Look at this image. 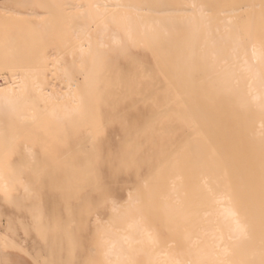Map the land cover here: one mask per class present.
Returning <instances> with one entry per match:
<instances>
[{"label":"bare ground","instance_id":"bare-ground-1","mask_svg":"<svg viewBox=\"0 0 264 264\" xmlns=\"http://www.w3.org/2000/svg\"><path fill=\"white\" fill-rule=\"evenodd\" d=\"M98 1H100V0H98ZM109 2H111V0H105V1H103V5L106 7L111 6L115 10L119 9L118 7L124 6V4L121 3V1H119V0H115L114 4H111V5L109 4ZM1 4H3V3L0 2V5ZM68 5L71 7L73 4L71 3ZM93 5H94L93 9L95 8L96 17L98 19L107 18L105 20L103 19V21L100 22L101 23L100 25H98L99 22H96L97 25L95 27L97 30L95 33V38L92 37V35L90 34L92 26H91V29L89 32L90 25L88 22L84 23V24H80L77 26V28H75V29H77L76 34L78 36H81V38L82 37L84 38L83 39L84 41L81 40V41H83V43H81V41H79V43L82 44V45L80 44L81 48H84V51L86 52L85 54H87V53H90V55L92 54V58H91V56H89V60L91 58V60L93 61V66L90 67L91 71L89 73H87L88 71L86 72L87 74L84 78L82 86H79L80 84L77 85L78 83L77 84L75 83V85L72 84L70 87V90L68 92V96L72 97V103H76V105H74V106H72L70 104L69 105L68 104L63 105L64 102H63V104L61 102L59 104L63 105L62 108H57L55 106L53 108V110L50 111V113H49L50 116L55 118V119H58L60 122H62V121H66L67 119L72 120L73 116L75 117L76 115L81 116V118L83 120L84 119L86 120V118L89 116V114L95 115L97 113L96 111L98 109V106L104 102L102 99H101L102 101L100 100V98H102V96H100V98H99V95L96 94L97 91L99 92L98 89H111V90L112 89L113 90L114 89H118V90H120V89H125V90L126 89H128V90L132 89V91H133V89H135L137 91H139V89H147V92H148V89H152V90L162 89V91H160L161 96L163 93L162 100L160 99L162 104L160 103V100H159L158 102L160 104H158V105H161V106H158V108L159 107H160V109H161V107L164 108L163 109V116L165 118H167V117L170 118L169 121L171 119L174 120V118H175V120H174L175 123H177L176 120H179L180 122H183L182 125L183 124L191 125L192 126V130L190 129L192 131V132H190L191 136H189L187 132L186 133H187V136L192 137V139H193V140H191L190 143H186L183 146L184 148H183L182 152L180 151L178 154L179 155L178 158L177 159L175 158L174 160L172 159L173 156H171V155L175 154V152L179 148H177L176 151H173L171 149L175 148L176 146H173L171 144L172 145L171 149H170L171 145L169 147H167L168 149H170L169 151L172 152V154H170V157H172V158L168 159L164 155V158H162L163 160H161V162H162L161 166H163V162H166L168 160V165L170 164L172 166L173 169L171 168L172 169L171 171H173V173L170 171L169 172L170 174H169L167 172L168 170H164L165 168L163 169L164 171L160 169L157 176L153 175L154 171H153V173L151 172L152 173L151 176L153 175L152 176L153 179H151V184L150 185L147 184L146 186H148V187L144 188L146 190V194L150 195V197L148 195L147 196L151 199H148L147 202L145 201L143 203H145V204L147 203L149 205V207L151 204L152 206H154V208H156V210H153L152 208H150L153 210L152 212H154V213L157 212V213L165 215V216L159 217V218L147 217L143 214V209H142L143 207H141V206L136 207L137 203H136V205L134 204L133 205L134 208L131 207L124 214L117 216L116 221L114 220L117 225L120 224L122 226V230H123L122 233H116V232L112 231L111 229L106 230V232L104 233V237L102 239L103 241H102V245H101L102 249H103V253H104V256L102 254V256H103L102 259L105 261L106 264H244L243 260H246L248 262H256V261L260 260L261 258L259 259V258H257V256L254 257L253 259L247 258L246 256L243 258L242 254H241V252H242L241 251V245H242V243L245 242V240L247 239V236L250 233L251 223L249 222V220H243L242 219V214H241L242 193H241V190L239 188V176L238 175H239V171H240V163H241L240 156H241V152H242V147L239 143H240V140L242 138L241 137L242 132L246 129L249 133V129H251V128H254L256 131H264V0H176L174 2L171 0H158L156 2H154L152 0H148L147 2L144 3V6H145L144 8H142V7L136 8L133 5L125 6L127 8H132V10L134 9L133 11H136V13H139V14L141 12H142V14H143V12H145V14H143V15H138L137 16L138 19L134 18L132 15L125 16L123 14L125 17L120 16V15L118 16L115 13V10L114 11L111 10L113 12H109L107 9L100 10V8H99L100 6H99L98 2H95ZM79 8L83 9V6H80ZM0 11L1 12H7V9L0 6ZM93 12H94V10H93ZM165 12L168 13V15H170L169 13H173V16L171 15V16H167L164 18L154 16V14L156 15V14H159V13L161 14V13H165ZM239 12H241V14L243 13L244 15H246L245 19H244L245 23H243L244 21L241 19L242 24H244L243 25V29H244L243 33L244 34H241V31L239 29V24H238V22H236L237 19L235 20V18H238L235 14H238ZM182 13H184V14L190 13V14L184 15ZM223 14H231L233 16L224 17ZM83 15H84L83 18H85V19L89 18V13L87 11L86 12L83 11ZM93 17L95 18V16H93ZM136 20H139L138 24H136ZM91 22L94 23L95 21H91ZM110 24H114V25L118 26L119 30L121 31L119 33H121V34L113 32L112 34L110 33L108 35L107 31L109 30ZM122 33L125 35V39L127 40V42L133 43L139 39V40H142V43H144V44H142L143 45L142 47H144V45H146L145 47L148 46L150 48V50L152 51L153 54H151V53H149V54H151V57L153 55L155 56V58H154L155 59V63H154L155 66L153 69H149L150 67L145 68L144 66H140L141 68L143 67L142 70H141V68H137V70L140 69L141 71L138 70L137 73L136 72L134 74L132 73L133 75H127V72H126L125 74L127 76H125V75H123L124 73L122 74V73L117 72L115 74L116 71L114 70V68H115L114 63L111 64L109 62L108 63L104 62L105 60L103 59V57L106 54L105 48L107 49V43H108L106 41V38L110 37L111 39L108 38L111 40L110 43H112V45H114V46H119L122 44V39L124 38L122 36ZM121 37H123V38H121ZM78 38L79 37H77V39ZM91 38H93L92 41H91ZM77 46H79V45H77ZM79 47H76V49H78ZM148 47H147V49H148ZM85 48L86 49L88 48V49L86 50ZM119 49H121V47ZM124 49L125 48H123L122 50H124ZM82 50H81V52H83ZM147 51H149V50H147ZM109 52L112 53L113 50L109 51ZM103 53H104V55H103ZM83 54H84V52H83ZM122 54H124L122 56L129 58V56H126L125 51ZM146 54H148V53H146ZM81 57L84 58V55ZM130 58H132V57H130ZM133 59H135V58H133ZM133 59H132V61H133ZM76 60H78V59H76ZM81 60H82V58H81ZM92 61H91V63H92ZM130 61H131V59H130ZM81 62L82 61H80L79 63L82 66ZM129 62H127V63L129 64ZM136 63L138 64V62H135V64ZM146 63H148V62H146ZM84 64H83V66H84ZM125 64H126V62H125ZM132 64L133 63H131V67H134L137 65L136 64L133 66ZM72 65H73V63H72ZM74 65H75V63H74ZM90 65H92V64H90ZM69 66H71V65H69ZM122 67L124 68V66H122ZM69 68H71V67H69ZM77 68L75 67L74 69H77ZM119 68H120V66H119ZM123 68L122 69L120 68V69L123 71ZM60 69L62 70V68H60ZM80 69H81V67H80ZM115 69H118L117 66ZM133 69L134 68L131 69V72ZM84 70H85V68H84ZM127 70H129V66H128ZM77 71H79V70L77 69ZM77 74H76V76H77ZM82 75L80 77H82ZM76 76H74V77H76ZM40 78H42V77H40L39 75L33 76V75L24 74L21 77L13 78V80L7 86H0V122H2L5 119H12V121L16 120L17 122L26 126V127H21V129H15L14 130L13 133L15 136L12 137L14 140L16 139L15 137L18 136V134L20 132H21V134L22 133L28 134L30 131H31V133L33 132L32 129L30 130L29 128H31L33 126L32 124H34L33 121L35 119H37V122H38V117L40 116V114L38 113V111H39L38 109L40 106L39 103H41V102H45V103L51 102L52 103V101H54L56 99L59 101L56 93L51 92L48 95L44 94L45 86H44L43 80L42 79L40 80ZM72 79L75 80L74 78H72ZM72 82H74V81H72ZM71 89H77L78 93L75 94L74 92H71ZM81 92L84 93L86 95V97H84ZM127 92H129V91H127ZM142 92H143V95L142 94L141 95L144 96V91H142ZM139 93H141V90ZM157 93H159L158 90H157ZM104 94H105V92H104ZM126 94H128V93H126ZM126 94H124V95L127 96ZM135 94L136 93H134L133 95H135ZM153 94H155V93L153 92ZM147 95H149V94L147 93ZM105 97L108 98L107 94ZM103 98H104V96H103ZM142 98H140V99L142 100ZM152 98H153V96H152ZM98 100H100V103L102 102L99 105H98ZM111 100H112V98H111ZM117 100L119 101V98H117ZM123 100L124 99L122 98V101ZM145 100H147V98L144 99V102H145ZM106 103L108 104L109 101H107ZM113 103L111 102V105ZM116 103H117V101H116ZM130 103H131V101H130ZM59 104H56V105L58 106ZM42 105H44V103ZM104 105H106V104H104ZM111 105H109V107H107V108L110 109L112 107ZM126 105H128V104H126ZM155 107H156V104H155ZM41 109H43V107ZM99 109H102V107H100ZM106 110H108V109H106V107H105V111ZM110 111H112V110H110ZM110 111L108 110V112H110ZM98 112L100 115L101 114L100 111H98ZM112 113H113V111H112ZM41 114H42L41 116H43V113H41ZM122 114L120 116H122ZM136 114H139L138 111ZM140 114H143L142 111H140ZM47 115H48V113H47ZM106 115L110 116V114L109 115L106 114ZM95 116L96 117H94L95 119H93V120H95L96 122L99 121V119L96 120L97 115H95ZM126 116H128V114ZM75 118L77 120L79 119V121L82 123V119L77 118V117H75ZM116 118L118 119V116ZM122 118L123 117H121V119ZM39 119H40V117H39ZM107 119H108V117H107ZM164 119H162V120H164ZM55 121H54V124H55ZM95 121H93V123ZM100 121H103V120H100ZM105 121H107V120H105ZM124 121H126V120H124ZM144 121L146 122L145 119H144ZM179 121H178V123H180ZM42 122L44 123V121H42ZM83 122H85V121H83ZM48 123L53 124V120H52V122L50 121ZM93 123L91 121V123H89V124L92 126ZM171 123L172 122H170V124ZM35 124H37V123H35ZM50 124H48V125H50ZM54 124L52 126L57 125V124H55V125ZM77 124H79V123H77ZM158 124L162 125V123H160V122H158ZM168 124L169 123H167V126H168ZM48 125H46L47 128L49 127ZM40 126H43V124L41 123ZM79 126L84 127L85 125L83 123L82 125H79ZM79 126H74V128H77ZM93 126L91 128H93ZM98 126H99V123L97 124V127ZM102 126H103V124H102ZM104 126L108 128V126H106V125H104ZM172 126H173V124H172ZM27 127H29V128H27ZM81 127L79 128V130H81ZM105 127H104V129H105ZM109 127L111 128V126H109ZM37 128H39V126ZM41 128L43 129L44 126ZM50 128H48V129H50ZM100 128L103 129V127L99 126L98 130ZM161 128L162 127H160L159 129H161ZM178 128L179 127H177L176 129H178ZM186 128L187 127H185V129ZM71 129H72V127H71ZM156 129H157V127H156ZM174 129H175V127H174ZM33 130H35V128ZM50 130H48V131L50 132ZM53 130H55V129L53 128ZM53 130H52V132H55ZM79 130L77 129V131H79ZM108 130H109V128H108ZM113 130H115V129H113ZM113 130H112V132H113ZM161 130H164V129L162 128ZM187 130L188 129H186V131ZM93 131H92V133H93ZM176 131L177 130H175V132ZM179 131L181 133V130H179ZM7 132L9 133L8 130H7ZM7 132H5V134L8 135ZM49 132L47 135H50ZM95 132H97V131H95ZM99 132L101 133V131H99ZM109 132H110V130H109ZM154 132H156V130ZM94 133H93V135H94ZM144 133H145V131H144ZM180 133H178L179 134L178 136H180ZM5 134H4V136H5ZM76 134H78V133H76ZM102 134H104V132ZM159 134H161V133H159ZM7 135L5 137H7ZM80 135H81V133L78 134L77 136H80ZM101 135H99L100 138L103 137V136L101 137ZM0 136L2 139L3 134ZM66 136H68V135H66ZM113 136H110V138H112ZM133 136H134V134H133ZM133 136H131V137H133ZM185 136H186V134L184 135V137L181 136V138H184V140L181 139L182 141H185V139H187V137L185 138ZM70 137H71V135H70ZM74 137H75V135L72 136V140L75 139ZM91 137H93V136H91ZM131 137L129 138V140L132 139ZM67 138L69 139V136ZM89 138H90V136H89ZM107 138H109V137H107ZM40 139H42V138H40ZM68 139H65V140L68 141ZM81 139H82V137H81ZM147 139H149V138H147ZM42 140H45V139H42ZM101 140L102 139H100V141ZM122 140H124V139H121V141ZM129 140H127V141H129ZM161 140H163V139H161ZM169 140L171 142L172 139H169ZM169 140H166V141H169ZM52 141L55 145V142L53 139H52ZM86 141L88 142L89 139ZM86 141H84V142H86ZM96 141L98 142V140H96ZM111 141L113 142L112 139H111ZM119 141H118V143L120 145L121 141L120 142ZM148 141H150V140H148ZM110 142H109V144H110ZM172 142L174 143L173 140H172ZM262 142H264V137L262 139ZM39 143H38V146H41L40 147V150H41L42 145H39ZM44 143H46V142H44ZM74 143H75V141H74ZM167 143L169 144V142H167ZM66 144H69V142H67ZM82 144H84V143H82ZM96 144H98V143L95 142V145ZM179 144H180V142H179ZM74 145L76 146V143L73 144L71 148H73ZM102 145H104V144H102ZM143 145H144V143H143ZM143 145L141 144V146H143ZM151 145H153L152 142H151L150 146ZM59 146H61L60 142H59ZM59 146L57 144V147L61 148ZM88 146H90V145H88ZM118 146L116 149L119 148ZM160 146H161V148H160L161 150L165 147V146L163 147L162 144H160ZM43 147H45V146H43ZM52 147L53 146H51V148ZM54 147H56V145ZM105 147H109V145L105 146ZM113 147H114V145H113ZM137 147H135V148L137 149ZM154 147H156V146L154 145ZM78 148H73L74 151H76V154L73 151L75 155L79 154V153L77 154V151L82 152V150H83V152H84V149L81 148L82 150L81 149L78 150ZM90 148H92V145ZM103 148L104 147L102 146V152H103ZM149 148H151V147H149ZM111 149H112V146H111ZM111 149L109 148L108 150H111ZM156 149L157 148H155L154 151ZM87 150H88V148H87ZM145 150H143V151H145ZM148 150H147V154H148ZM31 151H32V149H31ZM31 151L29 152V150H28L29 154L27 153V155H30L29 156L30 158H31V156L34 155L33 154L34 152L33 151L31 152ZM57 151L59 152L60 150L58 149ZM57 151H53V153H55ZM93 151H94V149H93ZM61 152H63V151L61 150ZM105 152L107 153V151H105ZM134 152H135V149H134ZM155 152H153V153H155ZM165 153L166 152H164V154ZM38 154H39V152H38ZM83 154H85L83 156L84 158H85V156L87 157L86 153H83ZM103 154H102V156H103ZM107 154H106V157H107ZM147 154H146V156H144L145 153L143 155L144 157H146V160L144 157L143 158L147 163V165L145 164V166H143V167L147 166L149 169L148 165L151 164L150 159H152V161H154L155 158H154V160H153V158H150V157H149L150 159H147ZM151 154H152V151H151V153H149V155L151 156ZM189 154L191 156V158L189 160L190 163L186 167L185 162L187 161L186 158L190 157ZM65 155H64V157H66ZM68 155L70 156V154H68ZM121 155H120V157H124L123 153ZM129 155H131V154L129 153ZM109 156H111V151H110ZM136 156H137V154H136ZM136 156H134V157H136ZM152 156H154V154ZM89 157L90 156H88V158ZM158 157H160V156H158ZM43 158L44 157H41V159H43ZM52 158H53V162L51 161V163L54 164V161H57L59 156H58L57 160H54V157H52ZM82 158H80V159H82ZM68 159H71V157ZM119 159L121 160V158H119ZM139 159H140V157L138 158V160ZM159 159L160 158H158L157 160H159ZM32 160H33V158H32ZM32 160H30V161H32ZM38 160H39V158H38ZM61 160L62 159H60L61 164L65 163L67 165V163L69 162V160H68V162L66 163V161H64L65 158H63L62 161ZM85 160H86V162L85 161L84 162L86 163V165L90 164L89 163L90 161L87 163V161H88L87 158ZM147 160H149V161H147ZM75 162L73 163L74 166L80 163L79 162V163L75 164ZM118 162H120V161H118ZM51 163L49 164L48 162H46V163H44V165H41V167L45 166L46 164H48L47 167H49L51 165ZM56 163L57 162H55V164H54L55 166L57 165ZM112 163H111V165L114 166V164H112ZM95 165H96V163H95ZM95 165H94V167H95ZM102 165H100V167ZM118 165L120 167V165H122L121 162ZM55 166L52 167V170L54 169L53 171H55V168L57 167V166L56 167ZM63 166H61V168ZM69 166H71V163ZM104 166H105V164H104ZM104 166H102V167L104 168ZM165 166H167V165H165ZM100 167H99V169H100V171H102ZM115 167L116 166H114V168ZM123 167H124V165H123ZM79 168L80 167H78L77 170H79ZM116 168H118V166ZM174 168H175V170H174ZM44 169H46V167ZM66 169H68V168L66 167ZM84 169H86V168H84ZM99 169L98 170L96 169V170L99 171ZM156 169L157 168L155 167V170ZM168 169H169V167H168ZM57 170H58V167H57ZM136 171H137V169H136ZM146 171L149 172V170H146ZM33 172H35V170ZM108 172H109V170H108ZM116 172H117V169H116ZM120 172H121V169H120ZM138 172H139V169H138ZM77 173H78V171H77ZM101 173L102 172H99V174H101ZM167 173L171 177L173 176L175 178V180H177L175 183L176 187H175L174 191H175V194H178V196L173 197L174 199L171 198V195L168 192H167L168 194L166 193V190L168 188V186H166L168 184V183L166 184L167 176L170 179V177ZM43 174H40L41 178H42ZM51 174H54V173H51ZM74 174H72V176ZM108 174H110V172ZM141 174H140V177H141ZM44 175H46V174H44ZM64 175H66V174H64ZM87 175L88 174H86V177H87ZM117 175L118 174H116L115 177ZM148 175H149V173H148ZM33 176H34V174H33ZM48 176H50V174H47L45 176V178L47 179ZM77 176H78V174H76V177ZM83 176H81V178H80V183L82 182V180H85L84 178H86V177H84L82 179ZM92 176H95V175H92ZM96 176H97V173H96ZM1 177H4L3 173H2ZM17 177L18 176L15 173H14V175H11L10 184H12V182H14V180L17 179ZM74 177L75 176H73V178ZM103 177H99V178L101 179ZM108 177H109V175H108ZM36 178H37V176H36ZM73 178L71 177V179H73ZM110 178H111V176L107 180H110ZM127 178H126V181L129 179V178L128 179ZM149 178H150V175H149ZM65 179H67V178H65ZM75 179H73V180H75ZM92 179H93V177L91 178V180ZM103 179H101V180H103ZM116 179H118V178H116ZM116 179H115V183H117ZM120 179L122 180V178H120ZM37 180H35V181H37ZM47 180H49V179H47ZM73 180H71V183H74ZM77 180H78V178H77ZM96 180H97V177H96ZM130 180H131V178L129 179V182H130ZM172 180H173V178H172ZM33 181L34 180L32 179L31 182H33ZM38 181H37V184H38ZM104 181H105V179H104ZM135 181L137 182L138 180L134 179V182ZM168 181H170V180H168ZM85 182L86 181L82 182L81 185ZM102 182L103 181H101V185L103 186L104 184H102ZM118 182H119V179H118ZM122 182H123V187L126 188V186H124L125 184H124L123 180H122ZM5 183L6 182H4V185H3L4 187L7 186ZM90 183H92V182L90 181L89 184ZM96 183H97V181H96ZM107 183H108L107 185L109 186L110 182H107ZM44 184H43V186H44ZM86 184L87 183H85L83 185H86ZM126 184L128 185V183H126ZM111 185H113V184H111ZM116 185H118V183ZM129 185L131 186V184H129ZM135 185L137 186V183ZM78 186H79V183H78ZM78 186L77 187L74 186V188H76L75 190H77ZM95 186H97V184H95L94 187ZM104 186H105V188L108 187L106 185H104ZM118 186H122V185H118ZM130 186H128V187H130ZM165 186H166V190H165ZM61 187H62V185H61ZM65 187H66V185H65ZM65 187H64V189H66ZM79 187H81V186H79ZM91 187H93V186H90V188ZM5 188H7V187H5ZM83 188H85V186H83L82 189ZM86 188H88V187H86ZM112 188H113V186H112ZM131 188H135V187L131 186ZM33 189H35V187ZM52 189H54V188H52ZM78 189H81V188H78ZM110 189H111V187H110ZM118 189L119 188H117V190ZM72 190H74V189H72ZM75 190L73 191V193L76 192ZM121 190H123V189H121ZM66 191H67V189H66ZM111 191H116V190H111ZM123 191H122V193H123ZM70 192L72 193V191H70ZM107 193H109V192L107 191L106 194ZM138 193L139 192H137L136 194L138 195ZM117 194H118V191H117ZM117 194H115V195H117ZM74 195H75V193H74ZM137 195H135V196H137ZM67 196H68V192H67ZM76 197H78V196H75L74 198H76ZM74 198L72 196V199H74ZM81 198H82V196H81ZM87 198H88V196H87ZM87 198L84 199L83 202H86ZM97 198H98V196H97ZM97 198H95V199H97ZM108 198H110V197L108 196ZM115 198H118V197L115 196ZM175 198H176L177 202H175ZM49 200H50V198H49ZM94 200H92V201H94ZM136 200L137 199H135V201ZM50 202H53V201H50ZM106 202H105V205H106ZM32 203H34V202H32ZM70 203L71 202H69L68 204H70ZM78 204H79V202H78ZM142 206H144V205H142ZM145 206H147V205H145ZM67 207H69L71 209L70 206H67ZM94 208L95 207H93V209ZM89 209H91V208H89ZM113 209H116V208L113 207ZM75 211H76V209H75ZM69 212H70V210H69ZM71 212H72V210H71ZM149 212H150V210H149ZM87 213H89V212H87ZM72 215H73V212H72ZM77 215H79V214L77 213ZM71 219L73 220V218H71ZM79 219H80V215H79ZM76 220L78 221V218ZM79 222H81V224H82V221L79 220ZM81 224H80V226H81ZM84 226H85V223H84ZM79 229H81V228H79ZM99 240H98V242H99ZM9 245L11 246V243H9ZM262 245L264 246V243ZM16 246H17V244H16ZM246 252H249V251L246 250ZM255 252H256V249H255ZM99 256H100V252H99ZM261 260H263V259H261Z\"/></svg>","mask_w":264,"mask_h":264},{"label":"rangeland","instance_id":"rangeland-1","mask_svg":"<svg viewBox=\"0 0 264 264\" xmlns=\"http://www.w3.org/2000/svg\"><path fill=\"white\" fill-rule=\"evenodd\" d=\"M103 1H105V0H103ZM103 1L102 0H100V1H98V0H95V1L94 0H7V1L1 2L3 4H1L0 6L6 8L7 12H1L0 11V86H7L13 80V78L21 77L24 74L33 75V76L39 75L40 77H42V78H40V80L42 79L44 82L45 91H46V92L44 91V94L48 95L51 92L56 93L59 101L56 99V100L52 101V103L51 102L50 103H45V102L39 103L40 106L38 109L39 110L38 113L40 114V116H39L40 119L38 117V122H37V119H35L33 121L34 124H32L33 126L31 128L27 127L30 130L32 129L33 132L31 133V131H30L28 134L27 133L21 134V132H20L18 134V136L15 137L16 138L15 140L12 138L15 136L13 133L14 130L15 129H21V127H26V126L22 125L21 123L17 122L16 120L12 121V119H5L2 122H0V135L3 134V137H2L3 140L1 139V136H0V139H1L0 140V170H1L0 171V178H1L0 179V254H3V253L6 254V253L14 252V253H17L18 255L22 256L30 264H101V263L104 264L105 261L102 259L104 256V253H103V249L101 246L102 241H103L102 239L104 237V233L106 232V230H109V229H111L112 231H114L116 233H122L123 232L122 226L120 224L117 225L115 223L117 216L124 214L131 207L134 208L133 205L134 204L136 205V203H137L136 207H139V206L143 207L142 208L143 214L147 217L159 218V217L165 216V215L159 214L157 212L156 213L152 212L153 210H156V208H154V206H152L151 204L149 207V205L147 203L146 204L143 203L145 201L147 202L148 199H151V198H149L150 195L146 194V190L144 188L148 187V186H146L147 184L148 185L151 184V179H153L152 176L153 175L157 176L160 169L163 170L165 168L164 170H168L167 171L168 173L173 169L170 164L168 165V160L166 162H163L164 167L161 166L162 165L161 160H163L162 158H164V155L168 159L172 158V157H170V154H172V152L169 151L172 148V145L176 146L175 148L171 149L173 151H176L177 148H179L175 152V154L171 155V156H173L172 159L174 160L175 158L176 159L178 158L179 152L180 151L182 152V150L184 148L183 146L186 143H190L191 140H193V139H192V137H189V136H191L190 132H192L191 131L192 130L191 125H186V124L182 125L183 122H180L179 120H176L177 123H175L174 122L175 118H174V120L171 119L169 121L170 118H168V117L165 118L163 116V109L164 108L163 107H161V109H160V107L158 108V106H161L158 104H160V103L162 104L161 100L163 97V93L161 96V92H160V91H162V89H156V90L148 89V92H147V89H139V91H137L135 89H133V91H132V89H129V90L128 89H126V90L125 89H120V90L114 89L115 91L113 89H112L113 91L111 89H98L99 92L97 91L96 94L99 95V98H100V96H102V98H100V100L102 99L104 101L103 103L106 104V105H104L101 102L103 104L102 105L100 103V100H98V105L101 104L99 106L102 107V109H99L100 107L97 105L99 110L97 109V111H96L97 113L95 115H97L96 120L99 119V121H97L99 123V126L103 127V129L100 128L99 130H98L99 126L97 127L98 123L95 120H93V119H95L94 117H96L94 114H89V116L86 118V120L85 119L83 120L81 118V116L76 115L75 117L82 119V123L79 121V119L77 120L74 116H73L72 120L67 119L66 121L60 122L58 119L51 117L49 114L50 111H52L55 106L57 108H62V106L66 105V104H68V105L70 104L72 106L76 105V103H72V97L68 96V92H69L72 84L75 85V83L76 84L78 83L77 85L80 84L79 86H82L86 74L91 71L90 67L93 66V61L91 60L92 54L91 55H90V53L85 54L86 52L84 51V48H81V45H82L81 43H83L84 38L83 37L81 38V36H78L76 34L77 29H75V28H77V26L80 24H84V23L88 22L90 25L89 32H90V29L92 26L90 34L92 35V37L95 38V33L97 30L95 27L97 25L96 22H99L98 25H100L101 24L100 22H102L103 19L105 20L107 18L98 19L96 17L95 8L93 9V7H94L93 4L95 2H98L99 6H100L99 7L100 10L107 9L109 12H113L115 10L111 6H108V7L104 6ZM119 1H121V3H123L124 6L118 7L119 9L115 10V13L118 16L119 15L120 16L132 15L134 18L138 19V17H137L138 15L145 14V12H143V14H142V12L140 14L136 13V11H133L134 9L132 10V8H127L125 6L133 5L136 8H138V7L144 8L145 7L144 3L147 2L148 0H142V1L141 0H119ZM152 1L156 2L158 0H152ZM171 1L174 2L176 0H171ZM114 2H115V0H111V2H109V4L110 5L114 4ZM71 3L73 5L70 7L68 4H71ZM80 6H83V9H80L79 8ZM93 10L95 13L93 12ZM111 10H113V11H111ZM83 11L84 12L87 11L89 13V18H87V19L83 18L84 17ZM161 14L160 13L156 14V15L154 14V16L160 17V18H164V17L171 16V15L173 16V13H169L170 15H168V13H166V12L161 13ZM182 14H184V13H182ZM189 14L190 13H187V14L185 13L184 15H189ZM235 15L238 17V18H235V20L237 19L236 22H238V24H239V29L241 31V34H244L243 33L244 32V29H243L244 24H242V20L244 21L243 23H245L244 19H245L246 15H244L243 13L241 14V12H239L238 14H235ZM93 16H95V18ZM223 16L224 17H226V16L230 17L233 15L223 14ZM91 21H95V22L93 23ZM138 23H139V20H136V24H138ZM113 32L119 33L121 31L119 30L118 26H116L114 24H110V27H109V30L107 31V34L109 35L110 33L112 34ZM119 34H121V33H119ZM122 36L124 38L121 37V38H123L122 44L119 45L121 47V49H119L120 48L119 46H114V45H112V43H110V41H111L110 37L106 38V41L108 43L105 41L107 43V49L105 48L106 54L103 57V59L105 60L104 62H107V63L109 62L111 64L114 63L115 68L117 66L118 69L114 68V70L116 71L115 74L118 72V73H122V74L124 73L123 75H125V76L133 75L135 72L137 73L138 70L139 71L142 70L143 67L141 68L140 66H144L145 68L150 67L149 69H153L155 66V64H154L155 63V59H154L155 56L153 55L151 57V54H153V53L150 50V48L147 46L148 47V49H147V47H145L146 45H144V47H142L143 46L142 44H144V43H142V40L138 39L136 42H133V43L127 42V40L125 39V35L123 33H122ZM77 37H79V38L77 39ZM108 38H110V39H108ZM92 39L93 38H91V41H92ZM81 40H83V41H81ZM79 41H81V43H79ZM77 45H79L80 47ZM76 47H79V48L76 49ZM123 48H125V49L122 50ZM81 50L84 52V54H83V52H81ZM112 50H113L112 53L109 52ZM147 50H149V51H147ZM124 51L126 53V56H129V58L132 57V58H130L131 61L129 58L122 56V55H124V54H122V53H124ZM146 53H148V54H146ZM149 53H151V54H149ZM83 55H84V58L81 57ZM103 55H104V53H103ZM89 56H91L90 60L92 61V63L89 60ZM80 57L82 58V60ZM133 58H135V59H133ZM76 59H78V60H76ZM132 59H133V61H132ZM80 61H82L81 62L82 66L85 63L83 66L85 68V70L80 65V63H79ZM134 61L138 62V64L136 63L137 64L136 65ZM125 62H126V64H125ZM127 62H129V64ZM146 62H148V63H146ZM72 63H73V65H72ZM74 63L76 66L74 65ZM131 63H133L132 64L133 66L134 65H136V66L131 67ZM90 64H92V65H90ZM69 65H71V66H69ZM68 66L71 67L72 69L69 68ZM74 66L76 68L78 67L77 69L80 72L77 71V69H74L75 68ZM119 66L121 69L123 68L122 66H124L123 71L119 68ZM128 66H129V70H127ZM80 67H81V69H80ZM60 68H62V70ZM132 68H134V69L136 68V69L135 70L133 69L131 72ZM137 68H141V70L140 69L137 70ZM126 72H127V75L125 74ZM76 74H77V76H76ZM81 75H82V77H80ZM74 76H76V77H74ZM72 78H74L75 80H73ZM72 81H74V82H72ZM140 90H141V93H139ZM157 90L159 91V93H157ZM103 91L105 92V94ZM127 91H129V92H127ZM142 91H144V96H142L143 95ZM71 92H74L75 94L78 93L77 89H71ZM150 92L152 94L154 92L155 94L152 95ZM126 93H128V94H126ZM134 93H136V94L133 95ZM147 93L149 95H147ZM106 94H107L108 98L105 97ZM124 94H126L127 96H125ZM82 95L84 97H86V95L84 93H82ZM103 96H104V98H103ZM152 96H153V98H152ZM111 98H112V100H111ZM117 98H119V101L117 100ZM122 98L124 100L125 99L126 100L122 101ZM140 98H142V100ZM146 98H147V100H145V102H144V99H146ZM106 100L109 101L108 104L106 103L107 102ZM159 100H160V103L158 102ZM116 101H117V103H116ZM130 101H131V103H130ZM61 102H62V104L64 102V104L63 105L59 104ZM111 102L112 103L114 102L116 105L114 103L111 105ZM43 103H44V105H42ZM56 104H59V105L57 106ZM126 104H128V105H126ZM155 104H156V107H155ZM109 105L112 106V107L110 106L111 107L110 109L107 108V107H109ZM40 107L41 108L43 107V109H41ZM105 107L109 111L112 110L113 113H112V111H110V112H108V110L105 111ZM136 110L138 111L139 114H136L137 113ZM98 111H100V113L102 115L101 114L99 115ZM140 111H142L143 114H140ZM41 113H43V116H41L42 115ZM47 113H48V115H47ZM106 114H108V115L110 114V116H107ZM121 114H122V116H120ZM127 114H128V116H126ZM117 116H118V119L116 118ZM107 117H108V119H107ZM121 117H123V118L121 119ZM161 118L162 119L165 118V119L162 120ZM144 119L146 120V122L144 121ZM46 120L48 122H50V121L52 122V120H53V124H54V121L56 120L55 124H57V125L54 124L55 126H52L53 124L48 123ZM100 120H103V121H100ZM105 120H107V121H105ZM124 120H126V121H124ZM42 121H44V123ZM83 121H85V122H83ZM91 121H92V123H93V121H95L97 123V124L95 122L93 123V125H94V126L92 125L93 128H91L92 126L89 124V123H91ZM178 121L181 124L178 123ZM40 122L44 126L43 129L41 128L43 126H40L41 125ZM158 122L162 123V125L158 124ZM170 122H172V123L170 124ZM35 123H37L38 125ZM47 123L50 125H48ZM77 123H79V124H77ZM83 123L85 125L84 127L79 126V125H82ZM167 123H169L168 126H167ZM102 124H103V126H102ZM172 124H173V126H172ZM46 125L49 126L48 128L51 127L50 128L51 130L48 129ZM104 125L108 126L110 132H109L108 128L105 127ZM175 125L177 127H179L180 129L179 128L176 129L177 127ZM38 126H39V128H37ZM74 126H79V127L74 128ZM109 126H111V128ZM33 127L35 128V130H33L34 129ZM71 127H72V129H71ZM80 127H81L82 131L79 130ZM104 127L107 131L104 129ZM156 127H157V129H156ZM160 127H162L164 130H161L162 128L159 129ZM174 127H175V129H174ZM185 127H187L186 129H188L187 131H186ZM53 128L55 130H53ZM112 128L115 130H113ZM77 129L79 131H77ZM7 130L9 131V133L7 132ZM48 130H50V132ZM52 130L55 132H52ZM112 130H113V132H112ZM155 130H156V132H154ZM175 130H177L176 131L177 133L175 132ZM179 130H181V133ZM92 131H93V133L95 131H97V132H95L93 135ZM99 131H101V133ZM144 131H145V133H144ZM5 132H7L8 135L5 134ZM48 132L50 133L51 136L47 135ZM75 132L78 134L81 133V135L77 136L78 134H76ZM103 132H104V134H102ZM186 132L188 133L189 136H187ZM68 133L71 135V137ZM159 133H161V134H159ZM178 133H180V136H178L179 135ZM4 134H5V136L7 135V137H5ZM133 134H134V136H133ZM185 134H186L185 138L187 137V139H185V141H182V140H184V138H181V136L184 137ZM66 135L69 136V139L67 138L68 136H66ZM74 135H75V137H74L75 139L72 140V136H74ZM99 135H101V137L102 136L103 137L100 138ZM89 136H90V138H89ZM91 136H93V137H91ZM110 136H113V137L110 138ZM131 136H133V137H131ZM81 137H82V139H81ZM107 137H109V138H107ZM130 137L132 139L129 140ZM241 137L242 138H241L239 144L242 147V152H241V156H240L241 163H240V171H239V175H238L239 176V188H240L241 193H242L241 214H242L243 220H249V222L251 223L250 233L247 236V239L245 240V242L242 243V245H241V251H242L241 254H242L243 258L246 256L247 258L253 259L254 257L257 256V258L263 259V260L260 259L256 262H248L246 260H243L244 264H264V246L262 245L264 243V237H263L264 236V142H262V139L264 137V131H256L254 128H251V129H249V133H248V131L245 129L242 132ZM40 138L45 139V140H42ZM147 138H149V139H147ZM52 139L54 140L56 147H54L55 145H54ZM65 139H68V141ZM88 139H89V141L87 142L86 140H88ZM100 139H102V140L100 141ZM111 139L113 140V142L111 141ZM121 139H124V140L121 141ZM161 139H163V140H161ZM169 139H172L174 141V143L172 142V140L170 142ZM83 140L86 141L87 143L84 142ZM96 140H98V142ZM117 140L121 141L120 145H119ZM127 140H129V141H127ZM148 140H150V141H148ZM166 140H169V141H166ZM74 141L76 143V146L74 145L73 148L79 147L78 150H80L82 148V149H84V152L81 149L82 152L77 151V154L78 153L79 154L75 155L76 151H74V149L71 148L72 145L75 144ZM108 141L109 142L111 141L110 144L112 143L114 145V147L112 144L110 145ZM44 142H46V143L48 142V143L46 144ZM59 142H60L61 146H59ZM67 142H69V144H66ZM81 142L84 144H82ZM95 142L98 144L95 145ZM151 142L153 145L150 146ZM167 142H169V144ZM179 142H180V144H179ZM38 143H39V145H42V148H43V149L41 148L42 151L40 150L41 146H38ZM143 143H144V145H143ZM57 144L61 148H58ZM102 144H104V145H102ZM141 144L143 146H141ZM160 144H162V146L163 147L165 146L166 148L169 147L171 144L172 145H171L170 149H168V148L166 149L164 147L165 149L163 148L161 150ZM88 145H90V146H88ZM91 145H92V148L94 149V151L92 148H90ZM108 145H109V147H105ZM154 145L156 147H154ZM43 146H45V147H43ZM51 146H53V147L51 148ZM102 146L104 147L103 152H102ZM111 146H112V149H111ZM117 146L119 147L118 149H116ZM135 147H137V149ZM149 147H151V148H149ZM87 148H88V150H87ZM109 148L111 150H108ZM155 148H157L155 150L157 153L154 151ZM31 149L34 152L33 154L35 156L32 154L33 156H31V158H30L29 157L30 155H27V153L29 154ZM58 149L60 150L59 151L60 153L57 151ZM134 149H135V152H134ZM28 150H29V152H28ZM61 150L63 152H61ZM143 150H145L146 152ZM147 150H148V154H147ZM53 151H57V152L53 153ZM73 151L75 152V154ZM105 151H107V153L108 152L109 153L107 154ZM110 151H111V156H109ZM151 151H152V154L150 156L149 153H151ZM38 152H39V154H38ZM153 152H155V153H153ZM164 152H166V153L164 154ZM83 153H86L87 157L85 156V158H84L83 156L85 154H83ZM122 153H123L124 157H120V155ZM129 153L131 155H129ZM144 153H145V155H144ZM68 154H70V156ZM102 154H103V156H102ZM106 154H107V157H106ZM136 154H137V156H136ZM146 154H147V159L153 158V160H154V158H155V160H154L155 162L152 161V159H150L151 160V164H150L151 166L148 165L149 169L147 166L143 167V166H145V164L147 165V163L145 161L146 157H144V156H146ZM153 154H154V156H152ZM64 155L66 157H64ZM58 156H59V158H58ZM88 156H90V157L88 158ZM134 156H136V157H134ZM158 156H160V157H158ZM189 156H190V154H189ZM41 157H44V158L41 159ZM52 157H54V160H57V158L59 160V161L58 160L54 161V164H55V162H57L56 166L58 167V170H57V167L51 163V161L53 162ZM70 157H71V159H68ZM79 157L80 158L83 157L82 158L83 160L80 159ZM139 157H140V159L138 160ZM143 157L145 158V160ZM32 158H33V160H32ZM38 158H39V160H38ZM63 158H65L64 161H66V163L69 160L67 165L64 162H63L64 164L60 163V159L63 160ZM86 158L88 160L87 163L90 161L89 162L90 164L86 165V163H85ZM119 158H121L122 161ZM158 158H160V159L157 160ZM190 158H191V156L189 158H186V160H187L185 162L186 167L190 163V161H189ZM30 160H32L33 162ZM118 161H120L122 164V165H120V167L118 165V164H120V162H118ZM147 161H149V160H147ZM46 162H48L49 164L51 163V165L49 167H47L48 164H46L45 166L41 167V165H44V163H46ZM74 162H75V164L80 162L79 163L80 165L77 164L74 166L73 165ZM70 163H71V166H69ZM95 163H96V165H95ZM111 163L114 164V166H116V167L118 166V168H116V167L114 168V166H112ZM104 164H105V166H104ZM164 164L167 166H165ZM94 165H95V167H94ZM100 165L104 166V168L102 166L100 167ZM123 165H124V167H123ZM54 166L56 167L55 171H53L54 169L52 170V167H54ZM61 166H63V167L61 168ZM45 167H46V169H44ZM66 167L68 169H66ZM78 167H80L79 170H77ZM99 167L101 168L102 171H100ZM155 167L158 169V170L156 169L157 171L155 170ZM168 167L170 170L168 169ZM84 168H86V169H84ZM119 168L121 169V172H120ZM96 169L97 170L99 169V171H97ZM116 169H117V172H116ZM136 169H137V171H136ZM138 169H139V172H138ZM34 170H35V172H33ZM92 170L93 171L95 170L94 171L95 173ZM108 170H109L111 175L108 174L109 173ZM146 170H149V172ZM174 170H175V168H174ZM77 171H78V173H77ZM153 171H154V173H153ZM99 172H102V173L99 174ZM151 172L153 173L152 176H151V174H152ZM171 172L173 173V171H171ZM2 173H3L4 177H1ZM14 173L18 177H17V179L14 180V182H12V184H10V177H11V175H14ZM43 173L46 175L50 174L51 177L50 176L47 177V179H49V180H47L45 178L46 175H44ZM51 173H54V174H51ZM96 173H97V176H96ZM148 173L150 175V178H149ZM33 174H34V176H33ZM40 174H43L42 178H41ZM64 174H66V175H64ZM72 174H74L73 175V176H75L74 178H73ZM76 174H78L77 177H76ZM86 174H88L87 175L88 178L86 177ZM116 174H118L119 176L117 175L115 177ZM140 174H141V177H140ZM92 175H95L97 177V180H96V177L92 176ZM108 175H109V177L111 176L112 179L110 178V180H107V179H109ZM36 176H37V178H36ZM70 176L73 179H75V178L76 179L73 180V179H71ZM81 176H83L82 179L84 177H86V178H84L85 180H82V182L86 181L85 183H87L86 185H83L85 183L82 184L83 186H85V188L88 187L86 189L85 188L82 189V187H83L81 185L82 182L80 183ZM92 177H93V179L91 180ZM99 177H103L105 179V181L103 178H101V179H103V180H101ZM127 177L129 179L131 178L130 182H129V179ZM169 177H170V179L168 178V176L166 179V184L168 183L166 185V186H168L167 190H166V186H165L166 193L168 192L171 195V198L177 197L178 194H175V191H174V189L176 187L175 183L177 180H175V178L173 176L171 177L169 175ZM65 178H67V179H65ZM77 178H78V180H77ZM116 178L119 179V182L121 181L120 182L121 184L118 182V179H116ZM120 178H122V180L124 181V184H125L124 186H126L127 189L123 187V182ZM126 178L128 179L127 181H126ZM172 178H173V180H172ZM32 179L34 181L38 179L39 180V181L37 180L38 184H37V181L31 182ZM115 179H116V182L118 183V185H122V186L116 185L117 183H115ZM134 179L138 180V181L134 182ZM71 180H73L74 183H71ZM168 180H170V181H168ZM90 181L92 183L89 184ZM96 181H97V183H96ZM101 181H103L102 184H104L106 186H108L107 182H110V184L108 186L109 188L108 187L105 188L104 185H103L104 186L103 187L101 185ZM4 182H6L5 184L7 186H5V187H7V188H5L3 186ZM78 183H79V186H81V187L78 186ZM126 183H128V185ZM136 183H137V186L135 185ZM43 184H44V186H43ZM95 184H97V186L94 187ZM111 184H113V185H111ZM129 184H131V186L132 187L134 186L135 188H131V186ZM61 185H62V187H61ZM65 185H66V187H65ZM114 185L119 189L117 190V188ZM74 186L75 187L78 186V188H81V189L77 188V190H75L76 188H74ZM90 186H93V187L90 188ZM112 186H113V188H112ZM128 186H130V187H128ZM32 187L33 188L35 187V189H33ZM64 187L67 189V191H66V189H64ZM110 187H111V189H110ZM52 188H54V189H52ZM72 189H74L76 191V192H74L75 195L73 193L74 190H72ZM121 189H123L124 191ZM111 190H116V191H111ZM70 191H72V193ZM107 191L109 193L106 194ZM117 191H118V194H117ZM122 191H123V193H122ZM67 192H68V196H67ZM135 192L136 193L139 192L138 195ZM114 193L117 195H115ZM114 195L118 198H115ZM135 195H137V196H135ZM72 196H73V198L75 196H78V197H76L77 199L76 198L72 199ZM81 196H82V198H81ZM87 196H88V198H87ZM97 196H98V198H97ZM108 196L110 198H108ZM48 197L50 198V200ZM86 198H87V201L85 200L86 202H83L84 199H86ZM93 198L94 199L97 198V199L94 200ZM135 199H137V200L135 201ZM92 200H94V201H92ZM50 201H53L54 203L50 202ZM66 201L68 203L69 202H71V203L68 204ZM32 202H34V203H32ZM78 202H79V204H78ZM105 202H106V205H105ZM175 202H177L176 198H175ZM66 205L70 206L71 209L69 207H67ZM142 205H144V206H142ZM145 205H147V206H145ZM88 207L91 209H89ZM93 207H95V208L93 209ZM113 207H115L116 209H113ZM150 208H152L153 210ZM75 209H76V211H75ZM69 210H70V212H69ZM71 210L73 212V215H72ZM149 210H150V212H149ZM87 212H89V213H87ZM77 213L80 215V219H79V215H77ZM71 218H73V220ZM77 218H78V221L76 220ZM79 220L82 221L83 225L81 224V222H79ZM79 223L81 224L82 227L80 226ZM84 223H85V226H84ZM79 228H81V229H79ZM98 240H99V242H98ZM9 243H11V246L9 245ZM16 244H17V246H16ZM255 249H256V252H255ZM246 250H248L249 252H246ZM99 252H100V256H99ZM102 254H103V256H102Z\"/></svg>","mask_w":264,"mask_h":264},{"label":"crops","instance_id":"crops-1","mask_svg":"<svg viewBox=\"0 0 264 264\" xmlns=\"http://www.w3.org/2000/svg\"><path fill=\"white\" fill-rule=\"evenodd\" d=\"M7 0H0V2H4ZM18 261V262H17ZM0 264H30L27 260H25L22 256L17 253L10 252L6 254H0Z\"/></svg>","mask_w":264,"mask_h":264}]
</instances>
